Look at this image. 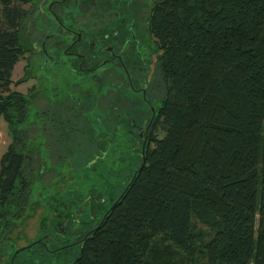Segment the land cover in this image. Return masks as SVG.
<instances>
[{
    "label": "trees",
    "instance_id": "obj_1",
    "mask_svg": "<svg viewBox=\"0 0 264 264\" xmlns=\"http://www.w3.org/2000/svg\"><path fill=\"white\" fill-rule=\"evenodd\" d=\"M29 1L0 0V120L12 134L0 241L10 246L35 165L20 127L29 94L11 89L20 58L39 52V38L24 37ZM150 31L166 96L152 94L146 163L74 264H173L181 254V264H264V0H158Z\"/></svg>",
    "mask_w": 264,
    "mask_h": 264
},
{
    "label": "flooded vegetation",
    "instance_id": "obj_2",
    "mask_svg": "<svg viewBox=\"0 0 264 264\" xmlns=\"http://www.w3.org/2000/svg\"><path fill=\"white\" fill-rule=\"evenodd\" d=\"M157 1L148 2L149 5L146 0H30L27 3L30 9H45L54 20L53 27L49 26L45 32L30 34L39 38L36 48L44 60L55 63L57 56L66 55L73 60L71 63L82 64L80 71L88 72L85 68L94 70L107 64L122 67L126 84L116 83L122 102L112 104L104 100L110 104L109 108L106 104L103 107L111 112L103 124L107 127L106 133L114 136L110 140H115L118 134L124 136V147L131 149L136 157L129 164V171L120 174L115 186L99 187L95 182L94 188L87 185V190L77 191L75 197L52 200L51 214L40 215L39 236L29 245L16 249L15 242L10 246L4 244L6 241L2 238L0 245L3 244L5 250L10 247L8 261L5 258L1 264H74L89 235L104 224L108 212L130 185L140 161L143 163L146 145L152 139L158 109L152 95L157 84L156 66L153 69L157 48L150 31V16ZM66 16L70 21L68 25ZM43 37H54L50 46L47 47L48 39L43 40ZM129 91L137 96L132 101L126 99ZM95 96L97 98L96 93ZM67 101L63 104L70 108ZM83 107L86 109L84 104ZM97 161L84 169L94 168ZM23 253H28L27 259Z\"/></svg>",
    "mask_w": 264,
    "mask_h": 264
},
{
    "label": "rangeland",
    "instance_id": "obj_3",
    "mask_svg": "<svg viewBox=\"0 0 264 264\" xmlns=\"http://www.w3.org/2000/svg\"><path fill=\"white\" fill-rule=\"evenodd\" d=\"M153 1L155 0H146L147 3ZM20 6L22 10L29 9L30 13L24 24L25 37H31L33 31L45 32L49 26L53 27L54 20L50 14L45 13V9H30L28 4ZM65 23H70L68 16ZM36 37L32 36L28 42H33L38 38ZM159 54L161 53L155 52L153 69ZM56 60L55 63L54 60L47 62L39 53H27L20 58L12 74V91L29 94L28 117L20 127L28 130L26 148L35 160L32 171L33 188L26 215L16 222L9 235L11 242H15L16 249L37 239L42 223L40 215L47 217L51 214L49 205L52 200H66L73 195L75 197L77 191L87 190V185L94 188L95 182L99 187L104 184L115 186L120 174L129 171V164L136 157L131 149L124 147L125 137L118 134L115 140H110L114 136L106 133L107 127L103 124L104 118L111 112L109 104L122 102V97L118 94L119 87L116 86L117 81L123 84L126 79L122 67L107 64L94 70L85 68L88 72L80 71L82 64L71 63L73 60L69 56H57ZM27 68L31 77L27 75ZM26 76L24 83L15 84L24 77L26 79ZM154 76L157 78L158 90L153 95L165 97L160 72L157 70ZM90 93L93 95L90 96ZM134 96L136 94L129 91L126 99L132 101ZM65 100H68L70 108L63 104ZM104 100L110 103L107 105ZM103 104L108 108H104ZM11 141L12 134L8 124L0 120V167L1 156L7 151ZM95 161L98 163L94 168L84 169V166L90 167ZM198 226L202 230H210L207 225L199 222ZM7 249H4L3 244L0 245V264L5 258L8 261ZM181 256L171 255V263L181 264ZM23 257L27 259L28 253H23Z\"/></svg>",
    "mask_w": 264,
    "mask_h": 264
},
{
    "label": "water",
    "instance_id": "obj_4",
    "mask_svg": "<svg viewBox=\"0 0 264 264\" xmlns=\"http://www.w3.org/2000/svg\"><path fill=\"white\" fill-rule=\"evenodd\" d=\"M145 163H146V160H145V157L143 158V163H142V166L136 171V173H135V175H134V178L132 179V181H131V183H130V185L132 184V182L135 180V178H136V176H137V174H138V172L139 171H141L142 169H143V167H144V165H145ZM129 185V186H130ZM129 186L126 188V190L129 188ZM123 198V195H121V197H120V199H119V201H121V199ZM118 201V202H119ZM117 204V203H116ZM116 206V205H115ZM115 206H113L111 209H113ZM107 217V216H106ZM106 217H105V220H106Z\"/></svg>",
    "mask_w": 264,
    "mask_h": 264
},
{
    "label": "crops",
    "instance_id": "obj_5",
    "mask_svg": "<svg viewBox=\"0 0 264 264\" xmlns=\"http://www.w3.org/2000/svg\"><path fill=\"white\" fill-rule=\"evenodd\" d=\"M4 145V144H3Z\"/></svg>",
    "mask_w": 264,
    "mask_h": 264
}]
</instances>
